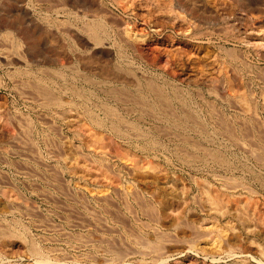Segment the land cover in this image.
<instances>
[{
	"label": "rangeland",
	"instance_id": "rangeland-1",
	"mask_svg": "<svg viewBox=\"0 0 264 264\" xmlns=\"http://www.w3.org/2000/svg\"><path fill=\"white\" fill-rule=\"evenodd\" d=\"M167 1L0 0V264H264V0Z\"/></svg>",
	"mask_w": 264,
	"mask_h": 264
},
{
	"label": "bare ground",
	"instance_id": "bare-ground-1",
	"mask_svg": "<svg viewBox=\"0 0 264 264\" xmlns=\"http://www.w3.org/2000/svg\"><path fill=\"white\" fill-rule=\"evenodd\" d=\"M126 1V0H125ZM144 0H142V2H143ZM156 2H157V0H156ZM168 2V1H167ZM144 4V3H143ZM156 4V3H155ZM167 4H169L170 6H168V8L170 7V11H171V16H172V18H173V20L174 21H178L179 23H181V24H183L184 26L185 25H187V26H191V25H196L197 23L199 24L200 23V20L203 18L202 17V15L201 16H199L198 15V9H197V6L195 5V3L194 2H190V4H191V7H189V6H186L184 3L182 4V2L179 0V1H177V0H169V2L167 3ZM154 5V4H153ZM158 5V4H157ZM98 15L100 14V13H97ZM172 20V21H173ZM100 21V20H99ZM102 21V20H101ZM100 21V22H101ZM202 23V22H201ZM90 24H91V22H90ZM89 24V25H90ZM98 24H100V23H98ZM101 25V24H100ZM100 25H99V27H100ZM91 26H92V24H91ZM189 26V27H190ZM186 27V26H185ZM189 27H188V29H189ZM89 28V27H88ZM94 29V28H93ZM86 30H87V28H86ZM124 32V31H123ZM7 36H11V33L10 32H6V33H4V35L2 36V38H5L6 40H8V39H11V38H9V37H7ZM26 37L28 38V36L26 35ZM92 39H93V41L95 42V44H98L97 43V38L96 37H92ZM12 40V39H11ZM11 43H10V46H11V50L12 49H17L18 48V40L16 41V39L15 38H13V40L12 41H10ZM1 49H0V52H5L6 54H8L9 52H11L10 50H8L7 48H4V47H0ZM81 59H83V58H81ZM85 59H87V57L85 58ZM70 69H71V67H70ZM72 70V69H71ZM74 70H72V72H73ZM77 73V72H76ZM81 76H83L86 80L85 81H91L92 79H90L89 77H87V76H85V75H81ZM98 77H100L101 78V80L100 81H97L96 83L97 84H99V85H109V84H112L111 83V81H113L114 83H115V81H117V78L116 77H111V75H109V72H105V71H103V72H101V74L98 76ZM84 81V80H83ZM93 81V80H92ZM93 82H95V81H93ZM118 82V81H117ZM92 83V82H91ZM90 83V84H91ZM96 83H94V84H96ZM143 83V88H146V90H147V92H153V91H158L157 90V88H156V90H155V85L153 84V82H151V80L150 81H144V82H142ZM140 84H141V82H140ZM139 86V85H138ZM142 87V85H140V88ZM116 88V87H115ZM113 89V88H112ZM111 91V90H110ZM115 92H116V90H115ZM146 92V91H145ZM160 92V91H159ZM161 93V92H160ZM115 94V93H114ZM120 94V93H119ZM159 94V93H158ZM156 94L157 95V97H156V100L160 103V104H162V103H164L165 102V100H166V98L164 97V96H162L161 94ZM163 94V93H162ZM118 95V94H117ZM150 95V94H149ZM161 95V96H160ZM47 96V95H46ZM44 99V98H43ZM46 99H47V101L46 102H51L50 104L51 105H54V104H56V103H60V102H57L56 100H55V98L53 99V98H51V96L50 97H46ZM125 99V98H124ZM155 100V101H156ZM246 100V99H245ZM245 104H246V101H245ZM244 104V105H245ZM45 105V104H44ZM162 106V105H161ZM110 111V110H109ZM113 111V110H112ZM107 113L108 114H112L111 115V117L112 116H115V114L114 113H111V111L110 112H108L107 111ZM114 118H118V117H114ZM120 119V118H119ZM117 121H118V119H117ZM119 121H121V120H119ZM120 124V123H119ZM138 132V131H137ZM243 133V132H242ZM243 136V135H242ZM245 136V135H244ZM261 139V138H260ZM261 142V141H260ZM264 149V148H263ZM264 152V151H263ZM259 154V153H258ZM257 154V155H258ZM256 155V156H257ZM260 155V154H259ZM264 156V155H263ZM260 157V156H259ZM263 158V157H262ZM262 158H260V159H262ZM257 159V158H256ZM255 159V160H256ZM260 159H258L259 161H260ZM263 160V159H262ZM257 161V160H256ZM258 162V161H257ZM77 163V162H76ZM259 163V162H258ZM263 163H264V161H263ZM262 163V164H263ZM259 164H261V163H259ZM264 167V166H263ZM233 237H235V236H233ZM237 238V237H236ZM234 239V238H233ZM234 241H235V239H234ZM155 245V244H154ZM154 247V246H153ZM150 249H153V251L155 250V249H157L156 247H154V248H150ZM158 252V251H157Z\"/></svg>",
	"mask_w": 264,
	"mask_h": 264
},
{
	"label": "water",
	"instance_id": "water-1",
	"mask_svg": "<svg viewBox=\"0 0 264 264\" xmlns=\"http://www.w3.org/2000/svg\"><path fill=\"white\" fill-rule=\"evenodd\" d=\"M80 58H81V57H80ZM80 58H79V59H80Z\"/></svg>",
	"mask_w": 264,
	"mask_h": 264
}]
</instances>
